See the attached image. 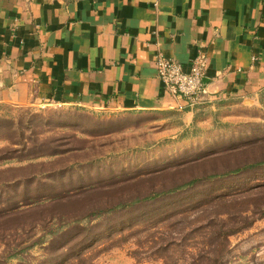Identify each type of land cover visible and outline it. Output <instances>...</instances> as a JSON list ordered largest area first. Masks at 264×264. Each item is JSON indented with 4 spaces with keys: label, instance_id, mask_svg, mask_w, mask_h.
I'll use <instances>...</instances> for the list:
<instances>
[{
    "label": "rangeland",
    "instance_id": "rangeland-1",
    "mask_svg": "<svg viewBox=\"0 0 264 264\" xmlns=\"http://www.w3.org/2000/svg\"><path fill=\"white\" fill-rule=\"evenodd\" d=\"M263 192L264 87L160 110L0 107V264H196L215 243L200 225L241 212L254 220L218 264H264Z\"/></svg>",
    "mask_w": 264,
    "mask_h": 264
},
{
    "label": "crops",
    "instance_id": "crops-1",
    "mask_svg": "<svg viewBox=\"0 0 264 264\" xmlns=\"http://www.w3.org/2000/svg\"><path fill=\"white\" fill-rule=\"evenodd\" d=\"M157 51L184 69L205 54L199 105L256 94L264 87V0H0V107L183 104L156 77Z\"/></svg>",
    "mask_w": 264,
    "mask_h": 264
},
{
    "label": "built area",
    "instance_id": "built-area-1",
    "mask_svg": "<svg viewBox=\"0 0 264 264\" xmlns=\"http://www.w3.org/2000/svg\"><path fill=\"white\" fill-rule=\"evenodd\" d=\"M205 63L206 57L201 51L196 53L186 69L177 60L166 57L158 51L154 54L153 60L156 77L163 84L164 89L181 99L188 107L197 106L204 100Z\"/></svg>",
    "mask_w": 264,
    "mask_h": 264
},
{
    "label": "trees",
    "instance_id": "trees-1",
    "mask_svg": "<svg viewBox=\"0 0 264 264\" xmlns=\"http://www.w3.org/2000/svg\"><path fill=\"white\" fill-rule=\"evenodd\" d=\"M264 193V192H263ZM155 193H151L149 195H146L144 198L141 199H148L149 197H153ZM234 197L233 195L228 194H221L214 199H220V203L222 204H229L233 203V199H229ZM264 209V206H263ZM239 218L235 220H231V215H227L226 217H221L219 214V217L214 220H209L206 223H203V225H200L199 227L206 230L207 233L213 238L215 243L212 246H209V253L206 252V254H202L196 257L195 261L196 264H218L223 252L226 249V246L228 244V237L229 235L236 233L240 231L241 229L248 226L254 218L244 213H238ZM264 213H260L259 216H262ZM197 225L191 224L190 229H195ZM198 228V227H197ZM214 250V253L211 254V252Z\"/></svg>",
    "mask_w": 264,
    "mask_h": 264
}]
</instances>
